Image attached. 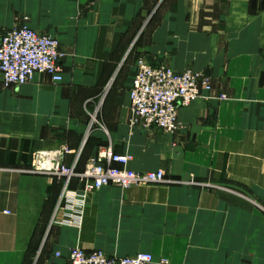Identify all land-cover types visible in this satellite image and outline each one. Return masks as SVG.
I'll return each instance as SVG.
<instances>
[{
    "label": "crops",
    "instance_id": "obj_1",
    "mask_svg": "<svg viewBox=\"0 0 264 264\" xmlns=\"http://www.w3.org/2000/svg\"><path fill=\"white\" fill-rule=\"evenodd\" d=\"M21 26L55 36L66 56L61 82L35 74L5 87L0 73V264H68L73 247L242 263L245 210L258 223L264 202V0H0V38ZM138 57L210 79L173 133L129 126ZM108 144L164 180L89 192L80 223H58L62 180L25 172L33 152L66 148L80 174Z\"/></svg>",
    "mask_w": 264,
    "mask_h": 264
},
{
    "label": "built area",
    "instance_id": "obj_2",
    "mask_svg": "<svg viewBox=\"0 0 264 264\" xmlns=\"http://www.w3.org/2000/svg\"><path fill=\"white\" fill-rule=\"evenodd\" d=\"M66 53L59 40L48 33L27 27H13L0 38V73L5 87L21 86L35 74H45L53 82L62 81L61 60ZM211 91L208 76L193 68L175 71L169 66H153L144 57L135 61V71L128 89L129 126L157 128L173 133L179 128L178 110ZM224 98V96H220ZM66 148L37 150L33 152L29 168L31 174H48L62 180L58 204L60 224L78 225L86 194L108 185L128 188L147 182H161L163 170L139 172L128 168L129 154H118L110 144L100 147L80 174L63 163ZM77 177L83 186L73 190L70 181ZM68 264H156L149 252L112 256L102 250L86 251L73 247L68 254Z\"/></svg>",
    "mask_w": 264,
    "mask_h": 264
},
{
    "label": "rangeland",
    "instance_id": "obj_3",
    "mask_svg": "<svg viewBox=\"0 0 264 264\" xmlns=\"http://www.w3.org/2000/svg\"><path fill=\"white\" fill-rule=\"evenodd\" d=\"M193 183H194V185H198V186L206 187V188H212V189L213 188H217V189L223 188L224 191L226 190V192H228V193L235 192L230 187L220 186V185L214 184V183H198L195 180ZM134 186H136V185H134ZM131 187H133V186H131ZM128 188H130V187H128ZM128 188H121V189L125 190ZM244 196L248 197L247 194H245ZM246 200H247V198H246ZM255 203H257V205H259V208L257 206L256 207L260 211L259 217L261 220H259L258 223H256L255 220L251 221V217H252L251 213L249 212L250 213V215H249L246 213V210H245V219L248 218L244 222V234H245L244 254L245 255H243V258L241 259L242 263H240V264H264V202L256 201ZM228 215H232L234 217L235 213L229 212ZM228 227L230 228L232 226H228ZM229 228H227L225 231H228ZM209 243H211V242H207V244H209ZM231 244L233 245L232 247L230 246ZM234 244H235V242H233V241L228 242L229 251L230 250L235 251ZM248 251H250L252 253V255H247L246 252H248ZM153 259L156 262V264H170L169 260H167L165 258H154V256H153ZM235 260H236L235 256L229 257V259H228L229 264H235Z\"/></svg>",
    "mask_w": 264,
    "mask_h": 264
}]
</instances>
